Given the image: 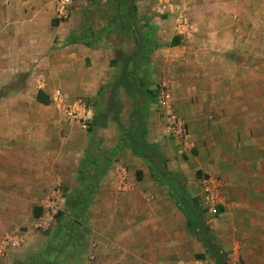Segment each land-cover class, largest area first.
Listing matches in <instances>:
<instances>
[{"label": "crops", "instance_id": "0c3cea01", "mask_svg": "<svg viewBox=\"0 0 264 264\" xmlns=\"http://www.w3.org/2000/svg\"><path fill=\"white\" fill-rule=\"evenodd\" d=\"M87 4V0H71L65 16H61L56 0H0V201L5 214L8 208L13 211L16 190L30 192L38 186L37 191H46L49 186L60 185L62 176L75 175V193L93 190L86 209L92 205L95 192L105 190V186L100 188L101 178L91 187L88 181H80L86 158L97 159L92 147L96 144L99 148V142H88L80 158L76 155L77 144L71 147L75 153H63L61 145L71 137L60 135L62 116L49 103L37 100L39 92L41 98L48 100V93L56 90L69 99L84 97L92 113L89 122L103 121L93 130L100 132L98 138H104L106 154L99 166L106 162V168L101 177L109 168L112 155L149 159V153L141 147L118 146L120 131L114 121H129L126 131L132 121H141L138 134L160 160L154 146L164 150L166 134L169 135L167 114H171L182 123L187 141L195 145L199 159L206 160L207 164L202 166H221L218 175L226 179L232 196L237 194V201L233 199L228 206L244 217L254 214L248 209L263 211L264 198L263 203L244 198L245 189L235 185L229 170L233 169L250 191H264V180L260 179L264 178V117L259 111L264 110V71L256 67V63H264V42L259 57L243 37L248 27L244 20L263 14L264 0H134L139 28L158 45L149 54L147 64L139 66L147 69L150 82L147 89L155 94L153 98H136L119 86L107 114L103 113L105 96L101 90L119 69L121 61L113 63L116 53L129 56L135 45L128 37L120 46H114L108 39L94 43L95 31L82 22ZM251 24L253 28L254 23ZM258 28L264 31V24ZM161 87L171 97L163 110L156 103ZM123 95L129 98L126 106L119 103ZM95 112L99 114L96 118ZM134 125L138 127V123ZM47 135L50 143L58 144V148L52 147L54 153L47 152L51 148L47 147ZM134 151L142 154L135 155ZM227 160H230L228 172L224 168ZM91 169L85 168L90 176L95 173ZM250 178L260 179L255 181L257 186L249 184ZM146 182L150 185L147 178ZM108 190L115 192L112 186ZM129 195L115 192V202L110 206L114 207L113 214L125 205L132 209L129 215L140 222L138 231L142 234L134 238L139 246L133 250L130 247L128 254L124 250L112 257L99 251L95 264H142L144 256L159 255L158 249L143 250L144 243L155 238L157 225L165 233L161 235L166 240L162 251L165 262L173 264L174 217L167 215L159 220L157 211L143 216L142 201L129 202ZM104 206L108 207V203ZM114 217L118 222L123 219ZM116 233L113 230L108 238L112 252L124 248L121 236ZM129 256L135 257L134 262ZM148 264H152L151 260Z\"/></svg>", "mask_w": 264, "mask_h": 264}, {"label": "rangeland", "instance_id": "374dc122", "mask_svg": "<svg viewBox=\"0 0 264 264\" xmlns=\"http://www.w3.org/2000/svg\"><path fill=\"white\" fill-rule=\"evenodd\" d=\"M87 8L82 22L88 25V29L92 30L93 28V31H95L92 37L94 43L98 44L100 40L108 39L113 42L114 46H120L124 38L128 37L133 44L131 35L120 31L111 22L114 21L113 17L116 15L111 0H97L87 4ZM251 23H254L253 28ZM244 24L248 27L243 31V37L251 44L254 55L260 57L263 54L261 45L264 42V31L259 29L258 26L264 24V13L250 15L248 19L244 20ZM255 43L257 46H254ZM141 62L139 61V65H141ZM256 67L264 71L263 62L256 63ZM50 96L51 92L48 93L49 106H51ZM76 99L86 101L84 97H77ZM69 100L74 101V99ZM132 100L135 102V99ZM128 101L129 98L125 95L119 99V103L123 106H126ZM51 109L55 113H59L64 121L60 135L71 137V140L63 141L61 145L63 153H70L73 149L71 147L77 144L78 153L75 151L77 157L80 158L88 142L93 140L95 143L98 141L99 148H96L97 146L94 144L92 149L97 158L96 162L93 161V164L99 166L106 154L105 149H103L104 138L102 136L98 138L100 132H97V130L95 132L91 131L90 122L86 123V127H82L81 122L71 121L54 107ZM259 111L261 116L264 117V110ZM120 123L124 130L128 129L129 121H120ZM166 136L164 150L153 145L160 156L161 167L164 170L162 176L154 174L151 165L145 159L137 160L130 155H122L116 158V154L112 155L111 158L109 157V168L105 170V175L101 177V181L99 180L100 188L105 186V190L95 192L92 205L84 211L83 216L79 219L81 224L78 227V233L80 236H76L71 245L64 251L63 264H95L97 257H99V251L104 256L112 257L124 250L128 254L127 251L130 250V247L133 250L134 247L139 246L137 239L142 234L138 231L140 222L132 214L129 215V211L132 209L125 205V208L122 207L119 212L113 214L114 207H111L110 203L112 204L115 199V192L120 193V195L125 194L127 197L130 194L131 200L129 202L136 204V202L142 201L143 216L148 217L147 215L151 212L157 211L159 220L167 215L174 217L176 260L173 264H214L213 258L203 243L189 232V228L185 225L186 215L177 207L179 197L174 193L175 188L185 198L196 201L204 225L218 249L223 253L227 264H264V210L258 209L256 211L254 209L253 211V208L248 209L254 214L245 217L235 213L234 208L228 206V203L232 202L233 199L237 201V194L232 196L233 193L228 191L227 183H225L226 179L218 175L221 166L203 167L202 165L207 164L206 160L201 159V157L199 159L195 145L188 141L185 143L172 134H166ZM47 137V147H51L47 149V152L54 153L52 147L56 146L58 148V144L50 143V136L47 135ZM71 152L75 153L74 151ZM226 163L227 166L224 168L228 172L230 160H227ZM147 169L150 174L149 178ZM232 170H229V176L237 187L245 189L242 193L244 198H251L254 201H261L264 198V191H250L242 178H239V175L236 172L233 173ZM232 173L233 175H231ZM146 178L149 180L150 185L147 184ZM61 179L60 185L49 186L50 189L48 188L46 191H37L38 186L30 192H18L16 190L13 211L10 212V208H8L7 214H5L4 208H1V205L4 204H1L0 201V264H16L19 261H25L46 247L56 229L59 228L62 231L63 228L60 227L66 225L72 217H76L74 211V213L70 212L66 208V203L72 198L76 199V194L79 193H75V190H73L77 187L75 175L62 176ZM210 179L216 181L214 183L218 189L216 194L219 195L222 201L216 214L213 215L202 204L205 188L209 187V190H212L214 186L211 182H208ZM260 179L264 180V178ZM260 179L250 178L249 184L253 183L254 185L255 183L254 186H257L255 181ZM109 186H112L115 192L110 193ZM80 187L82 186L80 185ZM136 190H138L137 194H135ZM258 197L260 198L257 199ZM4 202H6L5 199ZM105 203H108V207L104 206ZM174 206L175 208H173ZM180 206L179 208H181ZM114 215L123 219L118 222V220H114ZM111 216L113 219H110ZM156 228L155 238L152 241L145 242L143 250L148 252L158 249L160 254L157 256H144L142 264H148L149 260L152 264H166L162 252L165 250L166 240L161 238V235L165 233L159 225ZM113 230L115 233L119 231L116 234L121 236V246L124 247L114 252L108 247L111 241L108 238H110L109 236ZM135 236L137 239L134 240ZM8 239H10V242L7 246ZM3 242L5 243L3 244ZM129 258L134 262V256H129ZM168 264H172V262Z\"/></svg>", "mask_w": 264, "mask_h": 264}, {"label": "trees", "instance_id": "16d2710c", "mask_svg": "<svg viewBox=\"0 0 264 264\" xmlns=\"http://www.w3.org/2000/svg\"><path fill=\"white\" fill-rule=\"evenodd\" d=\"M87 1L89 4H91L92 2H96L97 0ZM111 1L116 10V15L113 17L114 21L111 22L115 24L116 27L120 26L124 28V30L131 35L135 45V50L129 56H122L119 53H116V58L113 63H115L116 61H121V63L118 64L119 69L112 77L111 82L106 84L101 90V92L105 96V99L102 101L104 103V114H107V112L110 110L112 101L119 86H122L123 89L132 97H154V93L147 89L148 85L150 84L149 75L146 71L147 69H140L139 61H142L141 64L145 66V64H147L149 54L151 53L153 48L158 46L152 41L151 37H149L146 32L142 31L141 28H139L137 16L135 14L134 0ZM129 66L132 67V70L129 69ZM37 100L44 104L49 103L48 100L41 98L40 92L37 96ZM97 112H95L94 114L95 118L99 115L97 114ZM101 122L103 121L93 120L91 123L92 129L90 130L93 131L94 127L99 125ZM114 122H116V125L118 126V129L120 131L118 146L128 148L133 147L134 149L141 147L143 151L149 153L148 162L153 169V173L162 176L164 174V170L161 167L159 158L157 157V155H155L154 150L144 143L142 136L138 134V132L141 131V129H139L141 126V121H132L133 125L127 131L122 128L119 121ZM134 122L138 123L137 128H135ZM133 153L135 155L142 154L137 151H134ZM94 160L96 159L87 157L83 164L84 168L80 172V181H88L89 187H91V184L95 185L96 181L101 178V175L106 168V162H104L101 166H97L96 164H93ZM85 168H92L95 173L90 176ZM174 193H176V196L179 197L178 207L179 205H181L180 209L183 210L186 215L187 224L191 233L203 243L207 251L212 256L215 264H227L223 254L217 248L215 242L209 235L204 225L203 218L196 205V201L185 198L182 194L179 193V190L177 188L174 189ZM92 194L93 190L90 189L84 192H80L78 195H76V199H70V201H68V203L66 204V208L69 209L70 212L74 211L76 217H72L67 221L66 225L61 226L60 228H63L62 231L59 228L56 229L53 237L48 242L45 248L35 253L25 261H19L16 264H63L64 251L71 245V242L75 239L76 236H80L78 233V227L81 224L79 219L83 216L86 206L90 202Z\"/></svg>", "mask_w": 264, "mask_h": 264}, {"label": "built area", "instance_id": "2783aa9c", "mask_svg": "<svg viewBox=\"0 0 264 264\" xmlns=\"http://www.w3.org/2000/svg\"><path fill=\"white\" fill-rule=\"evenodd\" d=\"M70 3L71 0H56L58 13L61 16H65L67 7L70 5ZM170 99L171 97L169 91L166 88L161 87L156 95V103L158 107L163 110L168 106ZM50 103L52 107L63 114L67 119L79 123L81 122L82 127H86V123H88L91 118V109L87 102L83 99L69 101L62 92L56 90L50 96ZM167 117L169 120L166 121V124L169 134H172L177 139H180L183 142L187 143V136L185 131L183 130L182 123L180 121H177L174 115L167 114ZM208 182H211V184L214 185L216 181L210 179ZM217 191V185H214L212 190H209V187H206L205 194L202 199V204L211 215L216 214L217 208L222 202L219 195L216 194ZM8 240L9 241L6 242V244H9L10 239Z\"/></svg>", "mask_w": 264, "mask_h": 264}]
</instances>
